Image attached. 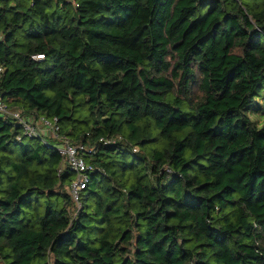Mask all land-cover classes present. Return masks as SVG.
I'll return each mask as SVG.
<instances>
[{
  "label": "trees",
  "instance_id": "1",
  "mask_svg": "<svg viewBox=\"0 0 264 264\" xmlns=\"http://www.w3.org/2000/svg\"><path fill=\"white\" fill-rule=\"evenodd\" d=\"M0 68L103 170L71 216L54 141L0 115V264H264V0H0Z\"/></svg>",
  "mask_w": 264,
  "mask_h": 264
},
{
  "label": "built area",
  "instance_id": "2",
  "mask_svg": "<svg viewBox=\"0 0 264 264\" xmlns=\"http://www.w3.org/2000/svg\"><path fill=\"white\" fill-rule=\"evenodd\" d=\"M36 59H42L43 55L34 56ZM2 68H0V72ZM0 115L5 119L12 120L21 130V134L16 136L17 140H21L22 136L40 138L43 143L47 144L48 140L54 141V147L61 157V167L58 174L64 168L69 169L72 173L71 180L68 182L67 191L74 204V211L71 216L75 215L80 207V198L83 190L89 182L90 172L100 168L94 167L87 159L86 154L92 152V148H87L82 143H74L67 136L61 133L58 117H48L43 114L33 112L24 113L22 109H11L7 103L0 98ZM119 135L98 139L97 146L108 145L120 141ZM95 151V150H93ZM133 151L137 152L138 147L134 146Z\"/></svg>",
  "mask_w": 264,
  "mask_h": 264
},
{
  "label": "rangeland",
  "instance_id": "3",
  "mask_svg": "<svg viewBox=\"0 0 264 264\" xmlns=\"http://www.w3.org/2000/svg\"><path fill=\"white\" fill-rule=\"evenodd\" d=\"M262 106H263V99L259 97L256 99V102L253 104L252 108L248 112L250 118L257 125H261L264 123V109L262 108Z\"/></svg>",
  "mask_w": 264,
  "mask_h": 264
}]
</instances>
